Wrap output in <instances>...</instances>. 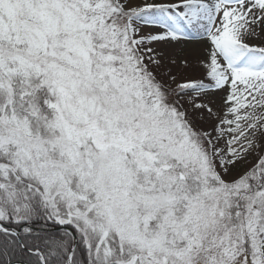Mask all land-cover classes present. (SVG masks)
Wrapping results in <instances>:
<instances>
[{
	"label": "snow or ice",
	"instance_id": "1",
	"mask_svg": "<svg viewBox=\"0 0 264 264\" xmlns=\"http://www.w3.org/2000/svg\"><path fill=\"white\" fill-rule=\"evenodd\" d=\"M0 264H264V0H0Z\"/></svg>",
	"mask_w": 264,
	"mask_h": 264
}]
</instances>
